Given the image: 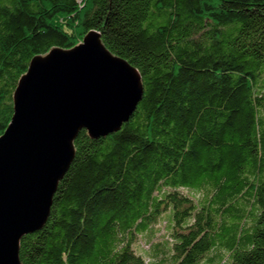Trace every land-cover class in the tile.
I'll return each mask as SVG.
<instances>
[{"label":"trees","instance_id":"16d2710c","mask_svg":"<svg viewBox=\"0 0 264 264\" xmlns=\"http://www.w3.org/2000/svg\"><path fill=\"white\" fill-rule=\"evenodd\" d=\"M88 32L142 96L118 131L77 133L19 263L264 264V0H0V135L30 60Z\"/></svg>","mask_w":264,"mask_h":264},{"label":"water","instance_id":"95a60500","mask_svg":"<svg viewBox=\"0 0 264 264\" xmlns=\"http://www.w3.org/2000/svg\"><path fill=\"white\" fill-rule=\"evenodd\" d=\"M141 96L137 71L96 32L30 60L0 135V264H20L19 240L44 225L77 133L97 139L118 131Z\"/></svg>","mask_w":264,"mask_h":264},{"label":"rangeland","instance_id":"374dc122","mask_svg":"<svg viewBox=\"0 0 264 264\" xmlns=\"http://www.w3.org/2000/svg\"><path fill=\"white\" fill-rule=\"evenodd\" d=\"M183 193L188 195V196H190L185 191H183ZM195 198L196 197H194V199ZM167 214L169 215V212H167ZM165 216L166 215H163L160 218V220L158 222H156V224H154L152 227H148L145 230V233L147 232L146 233L147 236L150 235V233L152 232L150 238H145L144 236H142L140 234L137 235L136 240L134 241L135 244H136L135 248H136L137 251H138L139 247H142V248L144 247L145 248V249L142 250V253H140L143 258L146 256L145 254L152 256L151 254H149L150 251H147V250H150L153 245L156 244V245L165 246L166 244L168 245L170 243L169 234H168L169 231L167 229V224L168 223H167V218ZM146 258H148V257H146ZM202 264H204V263H202Z\"/></svg>","mask_w":264,"mask_h":264}]
</instances>
